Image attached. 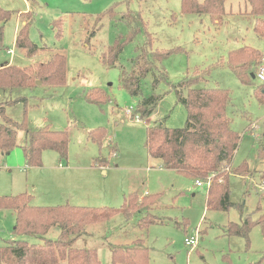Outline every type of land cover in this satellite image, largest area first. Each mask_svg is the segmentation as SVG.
Segmentation results:
<instances>
[{
  "label": "rangeland",
  "instance_id": "374dc122",
  "mask_svg": "<svg viewBox=\"0 0 264 264\" xmlns=\"http://www.w3.org/2000/svg\"><path fill=\"white\" fill-rule=\"evenodd\" d=\"M0 6L11 14L4 23L0 65L25 67L47 63L55 54L66 57L64 84L37 79L34 88L22 91L27 103L9 106L8 114L21 121L26 111L29 129L63 130L69 138L67 158L46 149L42 164L29 166L22 149L26 133L19 131L18 145L0 155V195L28 193L39 206L98 208H120L132 192L158 196L151 209L130 219L121 213L87 227L74 246L96 248L102 264H115L111 249L131 247L137 239L149 248L148 264H264V234L255 223L257 208L264 206V103L257 97L264 81L253 77L245 84L228 65L230 52L248 45L263 56L256 71L264 66V34L255 31L264 26V14H251L249 0H226L219 20L184 12L182 0H0ZM28 21L29 38L39 47L32 57L16 45ZM143 47L166 56L154 61L141 94L133 96L122 80L138 73L135 61ZM110 48L120 50L115 65L107 60ZM206 72L203 86L230 93L227 112L241 135L234 166L244 161L250 166L247 175L230 174L232 205L224 210L208 204L209 176L198 185L196 178L161 167L146 146L155 124L185 126L187 111L174 86L189 74ZM97 89L105 99L91 101L92 95L98 99ZM151 96L157 103L152 114L133 115ZM147 216L151 223L141 227ZM248 217L254 221L249 241L230 232L231 224L240 227ZM15 223L13 210H0V245L15 238ZM57 235L51 230L47 237ZM192 236L199 238L195 246L185 241Z\"/></svg>",
  "mask_w": 264,
  "mask_h": 264
},
{
  "label": "trees",
  "instance_id": "16d2710c",
  "mask_svg": "<svg viewBox=\"0 0 264 264\" xmlns=\"http://www.w3.org/2000/svg\"><path fill=\"white\" fill-rule=\"evenodd\" d=\"M225 1L182 0L183 11L200 15L209 14L214 20H219L220 16L226 13ZM249 1L252 7L251 14L262 17L264 0ZM10 15V11L0 6V50L4 48V23ZM28 26L29 21L19 30L16 45L27 49V55L32 57L38 52L39 47L30 40ZM255 31L264 34V26L258 24ZM108 51L113 52L107 60L109 59V64L115 65L120 50L110 48ZM165 56L166 54L160 51H152L148 47L141 48V53L135 61L138 73L122 80L131 95L141 94L142 79L154 69V61L162 60ZM259 63H263L262 54L248 45L231 51L228 58V65L245 84H250L253 77H257L256 66ZM206 74L208 75L207 72L189 74L178 86H174L180 102L187 111L185 126L171 128L163 123L155 124L148 129L146 146L150 155L160 160L163 168L176 170L196 180L209 176L208 204L215 209L224 210L232 205L230 174L247 175L250 166L246 161L234 166L241 135L233 128L232 119L227 112L230 93L220 87L203 86L202 83L207 80ZM37 79H41L44 84H64L66 57L55 54L47 63L21 67L7 62L0 67V153H10L18 145L19 131H24L26 138L22 149L29 166L41 165L42 153L46 149L57 151L61 158H67L68 153L67 131L49 127L31 130L28 127L26 111L21 121L15 120L7 112L9 106L27 103L28 98L22 95V91L34 88ZM158 81L159 78H155L154 83L157 84ZM183 88H187L186 94L182 91ZM96 93L98 99L92 95L89 97L91 101L105 99L104 93L98 89ZM257 97L264 103V83L257 88ZM156 104L153 96L144 98L138 103L133 115L138 114L141 118L150 116ZM91 135L96 138V133ZM260 157L264 159V146ZM260 181L264 185V171L260 175ZM32 198L33 196L28 193L0 195V210H13L16 215L12 231L15 238L0 245V264H102L96 248L74 246L84 233L89 232L86 230L87 227L109 221L121 213L126 219H130L136 212L151 209L158 200L156 195L140 196L137 192H132L125 197L120 208H98L69 203L39 206L32 203ZM261 199L264 203V191L261 193ZM257 210L260 215L255 223L262 228L264 234V206H259ZM149 223L150 216H147L139 225L146 227ZM253 223L251 218H245L240 227L231 224L230 232L248 239ZM51 230H58L56 238L47 237ZM111 250L115 264L149 262V248L142 240L135 241L131 247H114Z\"/></svg>",
  "mask_w": 264,
  "mask_h": 264
},
{
  "label": "built area",
  "instance_id": "2783aa9c",
  "mask_svg": "<svg viewBox=\"0 0 264 264\" xmlns=\"http://www.w3.org/2000/svg\"><path fill=\"white\" fill-rule=\"evenodd\" d=\"M257 78L260 79L261 81H264V66L260 68V70L257 73ZM129 112V111H128ZM208 184H210V178L208 179ZM198 185H202L203 182L201 180H197ZM186 243L190 246H195L197 245L199 238L198 236H192V237H187L185 239Z\"/></svg>",
  "mask_w": 264,
  "mask_h": 264
},
{
  "label": "crops",
  "instance_id": "0c3cea01",
  "mask_svg": "<svg viewBox=\"0 0 264 264\" xmlns=\"http://www.w3.org/2000/svg\"><path fill=\"white\" fill-rule=\"evenodd\" d=\"M7 63V62H6ZM9 63H11L10 61H9ZM13 64V63H12ZM3 65V64H2ZM2 65H0V67L2 66ZM2 153H0V155H1ZM2 155H6V154H2ZM160 162V161H159ZM160 165H161V162H160ZM161 167H162V165H161ZM17 238V237H16ZM137 240H142L143 242H144V240L143 239H137ZM137 240H135V241H137ZM63 264H66V263H63Z\"/></svg>",
  "mask_w": 264,
  "mask_h": 264
},
{
  "label": "water",
  "instance_id": "95a60500",
  "mask_svg": "<svg viewBox=\"0 0 264 264\" xmlns=\"http://www.w3.org/2000/svg\"><path fill=\"white\" fill-rule=\"evenodd\" d=\"M38 83L40 84V83H41V81L39 80V81H38Z\"/></svg>",
  "mask_w": 264,
  "mask_h": 264
}]
</instances>
